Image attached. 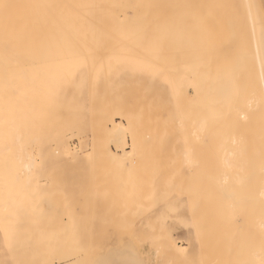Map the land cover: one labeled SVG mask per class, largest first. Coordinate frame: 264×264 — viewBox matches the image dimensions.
<instances>
[{
    "label": "rangeland",
    "instance_id": "rangeland-1",
    "mask_svg": "<svg viewBox=\"0 0 264 264\" xmlns=\"http://www.w3.org/2000/svg\"><path fill=\"white\" fill-rule=\"evenodd\" d=\"M196 1L194 0V3ZM246 1L205 0V2L203 1L205 4H202V6L204 5L202 11L192 12L190 16L192 27L190 33L191 35L193 34L192 37L188 33L189 42L192 43L190 59L188 62H183V66L179 67L175 75L184 82L182 89L171 87L165 80L168 67L177 64V60L167 63L158 62L154 65L155 69L151 68L150 63L125 60L111 63L109 69H101L96 75V81L92 88L77 91L74 95H70L69 100L67 98L65 100L60 93L53 100L48 101L46 108L47 118L45 120L37 118V121L34 119L33 121L36 122L31 123L24 129V132L27 133L26 137L29 139V144L34 145L33 148L32 146L30 148V154L34 152L33 156L38 162L35 161V168L31 175H28L33 183L25 187L27 189L32 184V188L29 187V192L25 191L24 186L20 189L16 188V193L18 196L20 193V196H16L14 208L8 207L11 211L5 212L6 217L4 213L0 215V219L6 220L5 222L9 223L12 228L11 233L4 240V247L0 253V264H66L67 262H69L67 264H74L75 262L76 264H103L107 260H102L105 257L100 258L104 252L106 255L108 253V260L114 257L123 258L132 254V257H129L134 260V264H138L140 259L139 264H142V258L145 264H208L210 261L214 264L219 257L218 254L222 256L226 250H220V244H225L226 247L227 242L224 241L227 239H223L224 236L221 239L218 235L220 230L216 228L221 224V227L225 225L226 221L220 220V222L224 223L219 224L217 222L218 224H214L218 220L213 217V223L210 215V221L207 219L208 205L206 203L204 181L207 179L208 174L211 173L208 168L209 166L213 167L214 159L216 160L217 156L218 161L229 157L227 156V153L230 152L228 144L231 143L232 147L234 145L232 138H235L234 134H232L235 132L233 126L235 127L236 125V129L239 131L243 127L241 125H244V128L248 130V127H250L248 123L252 124L251 121H246L248 116L251 115H248L251 110H249L250 107L246 103L252 100L254 97L252 93L255 94L258 90L254 86L259 82V72L261 78V69L260 67L258 68L260 65H257L256 61L254 62L255 58L253 57L254 55L257 57V54L253 55L255 47L251 54L252 41L254 40L252 37H256V43L259 44L260 48V56L264 60V2L261 0L263 6L261 7L259 0H248L249 8H247ZM200 3L198 4L199 6ZM200 7L198 8L200 9ZM249 9L250 18H255L253 26L249 18ZM252 30L254 31V36L251 33ZM230 34L231 37H229ZM224 44L230 45V47L228 48L227 45L225 47ZM234 45L237 47L236 49ZM211 46L212 49L210 50ZM217 46L222 47V52ZM226 48L228 49L225 50ZM231 50H233V53L237 52L238 54H235L236 56L232 55V52L229 53ZM203 51L204 54L209 52V55L205 56ZM223 51L230 55L225 57L226 54ZM219 52L223 53L224 58L220 54L221 57L219 59L221 60L222 58V60L217 63L218 56L215 59L211 54L217 55ZM243 53L244 56H242ZM203 55L205 58H203ZM211 58H213L212 62H216L215 65V62L211 65L220 68L216 77L211 72L212 66L206 63L207 61L211 63ZM231 58L235 60L233 69L230 66L232 63L228 61ZM247 58L249 59L247 60ZM249 60L253 62L251 63ZM199 61H203V63L200 62L199 64ZM194 63L195 65H193ZM257 63H259L258 59ZM238 64L239 66H237ZM206 65L208 66L207 68ZM262 65L264 66L263 61ZM195 69L197 72L196 77L193 71ZM262 72L264 74L263 67ZM219 73H222L227 79L230 78L228 82ZM213 74L214 78L211 77ZM247 78L248 80H245ZM237 82L240 83L237 84ZM212 85H217L218 87V89L214 90L216 92L213 97L207 93L209 92L208 88ZM195 86H197V89ZM253 89L254 91L251 92ZM187 93L191 95L189 96ZM192 93L194 94L193 96ZM246 95H248V98ZM202 102L203 104L200 105ZM235 103L239 106L236 105L235 107ZM243 104L246 105L244 106ZM251 105L253 106V103ZM233 107L235 108L233 109ZM240 107L241 109L238 110ZM245 108H248V111ZM209 109L210 111H208ZM244 110L246 111L244 112ZM238 111L240 112L238 113ZM251 112H254V115H259V112L255 113V110ZM38 114L39 117L43 115L41 109L38 110ZM244 114L247 115V118ZM232 115H237L236 118L238 117L239 121L245 117V121H243L244 119L242 120L243 122L240 121L242 122L240 128L237 124L238 120L236 122V119H234L235 125L232 123L234 121L230 117ZM239 115L241 117L244 115V117L240 118ZM224 116H226L224 121L226 120L229 125L225 124L226 121L224 122L223 118L220 119ZM218 117L220 119H218L219 122L221 120L224 122V124L220 122L221 124L219 125L221 126L218 125L220 128L225 127L224 130L221 128V131L229 133V131L234 130L229 133L233 136H230L231 138L228 140L229 143L227 145L229 148L224 144L228 141L224 143L222 141L225 134L223 135L220 132L222 139L220 138V133H217V136L214 134V131H220L216 125ZM228 117L232 119V121L230 119V122L233 126L228 122ZM251 117V120L255 118L252 115ZM112 119L120 121L125 128V138L123 137L122 143L124 145L126 141L124 146L127 149L132 147L129 159H124V157L117 158L112 153V151L116 150L114 145H112V139L116 138L113 136ZM212 121L217 123L213 124ZM255 121L253 122L254 124ZM244 123L248 127H245ZM212 124L214 127L211 126ZM253 126L248 132L253 130ZM228 127H231V130ZM248 132L243 133H251ZM239 135L241 136V134ZM243 135L242 138L239 137L242 145H244L243 141H247L249 137L245 138L244 136L246 135ZM197 136H202L200 137L201 140L204 137V143L199 145L200 142L198 143L197 139L200 138ZM214 136L216 139H214ZM36 137L39 139H36ZM212 138L215 141H219L220 138L221 141L219 142H222L224 146L220 149L218 146L220 143L216 142L214 144L215 141ZM235 139L238 142V136ZM205 140L207 143L210 141L209 144L212 142L214 148L212 144L209 147H207L209 145L207 143V146L203 145ZM240 140L237 145L235 144L231 148V151L232 149L235 150L238 144L240 145ZM63 144H68L71 147L70 152H62L61 149L59 152L57 151L59 145ZM246 144L248 150H246L247 148L245 149ZM246 144L243 148L248 152L247 157H251L250 159L252 160V156H249V151L252 150V147H248L251 143ZM206 147L209 149L207 150L209 154L205 153L206 150L205 152L203 150ZM225 147L227 150L224 149ZM190 148L193 149L194 153L197 152L194 154L196 157L192 155L193 153L190 154L188 152ZM199 148L200 151L197 150ZM249 148L251 149L249 150ZM238 149L240 151L241 147H238ZM215 151V154H219L217 156L214 154L216 158L211 156ZM236 152L237 154L239 153L238 151ZM250 153L252 154L251 151ZM203 154H206V156ZM237 154L234 155L236 157L233 158L234 160L241 159L239 162L241 161L242 163V160L245 161L247 159L245 155H243L244 158L242 159ZM244 154L247 153L244 151ZM208 156L213 157V159L210 157L209 159ZM233 159L232 162H234ZM236 160L233 163L236 167L233 168V164L231 165L232 167L230 166L233 169L238 168L239 163L238 161L236 163ZM194 162L199 164H194ZM218 163L216 162V165L215 163L214 165L219 170L220 168L217 165L220 166L221 163ZM241 163L240 166H244ZM222 165L223 163L221 164L222 171H228V166H226L227 169L224 167L225 170ZM251 165L252 163L250 162L248 167L246 165V169H249ZM242 166L240 167L241 169ZM251 167L248 172L251 171ZM241 169H237V171ZM211 170H215L214 167ZM216 172L217 170L213 173ZM240 172L242 174L243 169ZM244 172L245 175L247 173L245 168ZM246 185L248 186V184ZM35 197L37 202H35ZM51 198L54 200H50ZM198 202L199 205L201 204V208L197 205ZM49 206H52V209ZM232 220H228L229 223L228 225L226 223L225 226L228 227L232 223L234 225L231 226H235L236 221L232 222ZM65 222L69 228L66 225L64 226ZM208 222L213 223L212 231L219 237V240L221 239L220 244H218V239L215 240H218L217 244L214 242V237L210 239L214 242L213 245H217L215 248L210 243V240L209 242L205 240L207 239L206 235L211 230L204 231L207 234L200 232L201 223L206 225ZM227 227L223 226L222 230ZM235 227L231 228L234 229ZM231 228H229L230 231ZM227 230V233L230 232ZM234 230L236 232L238 228L236 227ZM126 231L127 233L125 234ZM213 232L209 235L212 236L213 234L215 236ZM226 232L223 231L224 235L227 234ZM237 232L239 233V231ZM238 233L234 234L237 236ZM229 234L231 236L229 239H232L233 234ZM227 236L224 238H227ZM202 238H204L206 243L203 242ZM238 238H236V244L234 243L235 240L233 241L235 246L240 245ZM131 241L132 243H130ZM1 242L2 239L0 238V244ZM120 242L123 245H120ZM234 244H231V246ZM129 245H132V247ZM203 247L205 248L204 251ZM208 247L212 251L214 249L216 251V248H218L217 250L223 251V253H217L218 251H216V255L213 254V257H210L209 252L211 249ZM232 247H229V249ZM114 248H119V250L123 248V250L117 252L118 250L115 249L111 255V249L113 250ZM125 248L134 249L131 252L128 249L125 250ZM234 248H236L235 251L234 249L232 250L238 256L240 249H238V246ZM106 249L110 252H106ZM212 251L211 253H213ZM134 253L139 257H136ZM229 254L231 253H228L227 257ZM234 254L230 255L233 258L230 257V260L228 258L229 262L228 260L226 261L228 263L222 259H219L221 262L218 259L216 261H219L220 264H233L231 260L235 261L238 258L233 256ZM86 255L87 257H85ZM70 256L74 258H70ZM214 256L217 257L214 258ZM240 256L236 261H240ZM208 257L212 259L208 260ZM58 258H61L62 262L58 260L57 263L56 260ZM95 258L98 259L96 260ZM220 258H225L226 260L225 255ZM94 260L95 263H93ZM236 263L234 262V264Z\"/></svg>",
    "mask_w": 264,
    "mask_h": 264
},
{
    "label": "bare ground",
    "instance_id": "bare-ground-1",
    "mask_svg": "<svg viewBox=\"0 0 264 264\" xmlns=\"http://www.w3.org/2000/svg\"><path fill=\"white\" fill-rule=\"evenodd\" d=\"M198 1H196L197 3L196 2L194 3V0H0V215H3V213L5 215V212L10 210V208L8 207L15 206V202L17 199L16 196H18V194L16 193V190H17L16 188L20 189L22 188V186H24V189H25L26 185L33 183L30 180L31 177L29 178L28 175H31V172L35 168L36 160L33 156L34 152L30 154L31 152L30 148L32 144H29V139L26 137L27 133L24 132V129L25 127L27 128L28 125H31V123L36 122L37 118L39 120H45L47 118L46 116L47 115L46 108L48 106L47 103L49 100H53L56 95L61 93L66 100V98L68 99L70 95H74L77 91L81 89L92 88L96 81V75L99 73L101 69H109L111 67L110 65L111 63L125 61V60L132 61V62H140V63H150L151 68L153 69H155L154 65L158 62L167 63L169 61L171 62L172 60L173 61L177 60L178 61L177 64H173L168 67L165 80H166V83L169 84L171 87H174L176 89L183 88L184 82L182 81L181 78H178L175 75L179 67L183 66V62H188L190 59V48L192 46V43L189 42V36L192 37L193 35V34L191 35L190 33V31L192 30L190 16L192 15V12L195 13L194 11H198V10L199 12L202 11V7H204V5L202 6V4H205L204 3L205 0H202V1L200 0L199 3L202 2L200 3V6H201L200 7L198 5L199 4ZM259 1L261 2V0ZM262 2H264V0H262ZM262 2L260 3L261 7L264 6V5L262 6ZM246 4H247V8H249L248 2ZM196 7H197V10H196ZM198 7H200L201 10ZM248 13H249V18H250V9ZM250 19L249 20L252 23L251 25L253 26L255 18L251 17ZM253 32L254 31L252 30L251 33ZM188 33H189V36H188ZM252 35L254 36V33ZM233 36H235V34H233ZM229 37H231V34ZM253 38L254 40L252 41L253 44L251 48V54H252V50L255 47L256 53L254 52L253 55L257 54V57H255L254 55L253 57L255 59L254 58L253 59H254V62L256 61L257 65H260L258 66V68L260 67L261 69V78H260V72H259L258 81L262 83L260 84L258 82L256 86H254V87H257L258 90L255 92V94L252 93V95L254 96L253 98L250 94V97L252 98V100L249 99L251 101L248 100L249 102L246 104H248L247 106L251 108V109L249 108V110L251 111L255 110V113L259 112L258 113L259 115L257 114L254 115V112H251V111L248 112L249 113L248 115L251 114L253 117L255 118L257 117L256 119L253 118L254 121L256 120L255 124L253 123L254 121L251 120L252 119L251 115L248 116L249 120L248 119L246 120L248 122L251 121L254 126L251 123H248V125L250 124L249 125L250 127H248V125L244 123L246 125L245 127H248V130H250V128L252 129V126H253V130L249 132L248 130L244 128V125H241L242 122L245 121V117L247 115L244 114L245 117L244 115L242 117L241 115H239L240 118L244 117L243 118L244 120L242 119L243 121L240 120L242 122L238 120V117L236 118L237 115H234L235 117L233 115L230 116L233 120L236 119V122L238 121L240 122V123L238 122L237 124L239 128L243 126L241 127V129H243L244 131L243 130L240 131L241 129L237 131L236 125H235L236 123H234L235 120L232 121L230 117H228L229 119L227 118L228 122H230V119H231L235 127L232 125L231 122H230L231 123L230 125L233 126L236 133L238 132V134H236L235 132L232 133L234 130H231V127H228L231 130L229 131V133L231 132L232 134H234L233 136L235 138H237L238 136V142L236 141L235 138H232L234 140V141L232 140L234 144L232 145V147L230 145L231 143L228 144L229 143L228 140H230V138L233 137L231 136L232 134L221 131V128L222 130H224L225 127L224 128L219 127L221 126L219 125L221 124L220 122L224 124V122L226 121V120L224 121V118H226V116L220 118V119L223 118L224 122L222 120L219 122L218 121L219 117L217 118L218 123L217 122H214V123H217L216 124L217 126L219 125L217 128H219L220 131H217V132L214 131L215 133L214 132L213 133L216 136H217V133H220V132L223 135L225 134V136L223 137L224 140L222 141L223 143L225 141H228V142H225L224 144L226 145L228 144L230 146V152L227 153L228 154L227 156L229 157L226 156L227 157L225 158L226 161L221 159L220 160L221 162H220L218 161V156H217L219 154L218 153L215 154L216 153L215 151L213 155L211 156L215 158L217 156V159L216 160L214 159L213 167L215 170H217V172L219 171V173L217 172L213 173L215 172V170L212 171L211 168L213 167L209 166L210 169L208 168V170H210L211 173L208 174L207 179L204 181L205 186H206L205 188L206 198H207L206 203L208 205L207 219L210 221V218H209V215H210L212 217L211 220L213 219V217L214 219L216 218V220H218V221L215 220L216 221L215 223L212 220L214 224H216L217 222L221 224L226 221L225 225L226 223L228 225L229 221L233 219L232 222L234 220L236 221L237 226L236 225L235 226L238 228V230H236L235 232L234 229L236 227L231 226V225H234L232 222H231L232 223L231 225L229 224L230 227L223 225L224 227H227L228 230L227 228L226 229L224 228V230H222L223 229V226L221 227L222 224L220 226H217L218 228L216 229L220 230V232L218 231V235L220 238L222 236L226 237L229 233L233 234V235L231 234L232 239H229V237L231 238V236H229L230 234L227 236V238L223 237V239H227L226 241H224V242H227V246L230 244L227 248V246L225 247L223 240L222 242L224 245L220 244L221 243L220 240L222 238L219 240V237L212 231L213 223L208 222L206 223V225L204 223H201L200 225L201 231L199 229L201 233H203L204 231L208 229L209 231L211 230L210 233L213 232L215 236L213 234L211 236L209 235L210 234L209 233L208 234L209 236L206 235L207 239L205 240H208L207 242H209V240L212 239V237H214L215 244H217L219 240L218 244H220V247L222 248V249L219 248L220 250L230 251V252L227 251V253H225L226 252L225 251L223 253V251H218L217 250L218 248H216V251H218L217 253L222 252L226 257V260H225V258H220V257H224L223 254L222 256H220L221 254L220 255L218 254L219 256L217 258L218 260L222 259L226 262L228 258L229 260L233 258L231 256L232 254H234V251L236 249L234 247L238 246V249H240L241 254L239 253L238 256L234 254L233 256L235 257L237 256L239 258V256L241 255L240 261H236V259L238 260V258H236L235 261H233L232 259L231 262H233V264L234 262L235 263L238 262L236 264H264V74L262 72V67L264 70L262 61L264 62V60L260 56V48H259V44L256 43V40H255L256 37L254 36L252 37V39ZM204 44L205 43L203 41V45ZM226 45L227 44H224L225 47ZM218 47L219 46H217V48ZM229 47L230 45L228 46V48ZM219 48L221 49L222 47L220 46ZM228 48H226L225 50H227ZM236 48L237 47L235 46V49ZM209 49L211 50L212 46ZM232 51L233 50L229 51V53ZM221 52H222V49H221ZM203 54H204V51H203ZM207 54H204V55L207 56ZM220 54H222V57H223V53H220V52L219 54L217 53V55L211 54L212 56H214V58L215 57L217 58L218 56L217 63L218 61L222 60V58L221 60L219 59L221 57ZM224 54L226 53L224 52ZM235 54L237 55L238 53L234 52L232 55H235ZM204 55H203V58H205ZM229 55L230 54H226L225 57L226 56L228 57ZM242 56H244V53ZM212 59L213 58H211V63L208 61L206 62L209 66L215 62V61L212 62ZM231 59H228V61L229 63L230 62L232 63V65L230 64V66H232V69H233V64L235 65L234 63L235 60L232 59L231 61ZM248 59L249 58H247V60ZM257 59L259 63H257ZM200 62L201 61H199V64ZM201 63H203V61ZM215 64L216 62L214 63V65ZM193 65H195V63ZM214 65L213 66L211 65L212 66L211 72H213L216 77L217 71L220 70V68L214 67ZM237 66H239V64ZM207 67L208 66L206 65V68ZM238 70H239V67H238ZM193 71H194V76L196 77L197 76L196 69ZM199 71L201 70L199 69ZM214 74L211 76L212 78H214ZM219 74L223 75L222 73H219ZM223 79L226 80L227 79L226 76L224 77L223 75ZM229 79L230 78H228L226 81L228 82ZM245 80H248V78ZM238 83L240 82H237V84ZM195 87L197 89V86ZM215 89H218L217 85L210 86V88H208L209 92H207L208 95H211V97H213L216 92L214 91ZM242 91H243V87H242ZM253 91L254 89L251 92ZM187 95H189V93H187ZM193 95L194 94L192 93V96ZM246 97L248 98V95H246ZM244 101L247 102L246 100ZM236 103L234 105L235 107L237 105ZM252 103H253V106L251 105ZM201 104H203V102L200 103V105ZM235 107H233V109ZM241 107L238 110H240ZM40 109L42 110L43 115L39 117L38 110ZM246 110L248 111V108ZM246 110H244V112ZM208 111H210V109ZM239 112L240 111H238V113ZM231 114H232V111H231ZM34 119L36 121H33ZM111 122L113 124L112 127L114 131L113 136L116 137L114 138V140L112 139V141L116 144L115 145L112 142V145H114V147L116 148V150L112 151V153L117 158L124 157V159H129L130 153L132 152L130 151L132 150V147H130L131 149L129 148L127 149L124 146L126 144V141L124 145L122 143V140H124L125 138L124 137L125 128L120 121L112 119ZM226 123L227 121L225 122V124ZM213 124L211 125L212 127H214ZM209 132L211 131L209 130ZM243 132H248V133L251 132V133L245 134ZM222 134L220 135V138L222 137ZM226 134H227V137H226ZM239 134H241V136ZM243 134L246 136H244ZM242 135L245 138L249 136L248 140L247 139L246 140L247 141L250 140L251 142L243 141V144L245 145L246 143H249V144L251 143L250 145H248V147L249 146L252 147V150H250L251 148H249V150L252 152L251 154L249 151V156H252V160L250 159L251 157H247L248 155V152L246 151L248 150L247 144H246V147L241 144V140L239 139V137L242 138ZM197 137L200 138L202 136H197ZM220 138H219V141H221L222 139ZM36 139H39V138L36 137ZM203 139L202 140L201 138L197 139V142L198 143L200 142L199 145H201V143H204ZM214 139H216L215 136H214ZM239 140H240L241 146L238 144V146H236L237 148L234 147L235 150L232 149L231 151V148H233L235 144L237 145V143H239ZM219 141L218 140L215 141L214 144ZM209 142L210 141H208L207 143V141L205 140V144L203 145H206V143L208 145ZM219 143L220 144L218 146L221 149V147L224 146V144L222 142H219ZM211 144L212 142L208 146L207 145L206 146L209 147L211 146ZM214 144H212V147ZM228 145L227 147L229 148ZM197 147H200V146H197ZM207 147L204 148L203 150L204 152L206 150L205 153L209 154V152L207 151L209 149ZM238 147L239 148L241 147L243 153L241 152V149L239 151ZM243 147L247 149L245 150ZM70 148L71 147L68 144H63V145H59L57 151L59 152L61 149L62 152H67V151L70 152ZM191 148H190V151L188 152L190 154L193 153L192 155L196 157V155L194 154L197 152L194 153L192 151L193 149ZM200 148L197 150L200 151ZM224 149L227 150L226 147ZM224 149H223V152L225 153ZM233 150L235 152L238 151L239 153L237 154L236 152V154L239 155L242 159L244 158L243 155H245L247 159L249 158V160H251L250 162L252 163L251 165L252 167L249 166V169L251 167L250 172H248L249 170L248 168L246 169V165L248 167V164L250 163L249 160L247 159L245 161L249 163H246L244 160H242V163H241V161L239 162V160L241 159H238V160L235 159L236 163L237 161L239 163L237 169H241L240 167L242 165L240 166V163L244 164V166H242L243 175L240 172L242 169L240 171L239 170L237 171L236 168H235L236 170L233 169L234 167H236V165L233 164L235 162L233 158H236L234 157V155L236 154ZM244 151L247 154H244ZM38 153L40 154V152ZM224 153L222 154L225 156ZM204 156H206V154ZM211 156H208V158L209 157L211 158ZM213 157L211 159H213ZM232 159L234 162H232ZM216 162L217 163L220 162L221 164L223 163L222 165L223 168L225 167L227 169L226 166H228V171H222L223 169H221L220 163H218L220 164V166L217 165V167H219L220 169L219 170L216 169L215 167ZM195 163H198V162H194V164ZM231 165L233 166V168H231L232 167ZM244 168L247 171L245 175H244L245 173ZM27 182L28 184H26ZM244 184L245 185L248 184V186L247 185L245 186ZM31 185L29 187H31ZM29 187H27L25 191L26 190L28 191V189H30ZM19 196H20V193H19ZM35 199L33 198V200L37 202L36 197ZM52 199L53 198H51L50 200ZM39 204L41 205V203ZM54 205H55V202H54ZM197 205H199V202ZM204 206H205V203H204ZM199 207L201 208V204L199 205ZM50 208L52 209V206ZM202 208L204 209L203 206ZM220 220H223V221L225 220V221L220 222ZM0 221L2 222L0 224V238L2 239V242L0 244V253H1L2 248L4 247V240L7 237V235L11 233L12 228L9 223L5 222L6 220L4 221L0 219ZM65 225L66 227H68L66 222L64 226ZM219 227H221V229H219ZM231 227L232 228L235 227V228L232 229ZM68 228L67 230H69ZM229 228H231V231L233 232H231ZM226 230L230 232L227 233ZM223 231L227 233L225 234L226 236L224 235ZM237 231H239V233ZM126 233L127 231L125 232V234ZM234 233L236 234L238 233L239 236L238 235L236 236V234ZM204 234H207V233L204 232ZM237 237H239L238 241H240V245L235 246L236 244L235 242H237L236 241ZM216 239L218 240L215 241ZM202 240L203 242H205L204 238H202ZM210 241H211L210 243H212L213 245L214 242L212 240ZM233 241L235 244L233 243ZM130 243H132V241ZM215 244L213 245L214 248L215 246L217 247V245ZM231 244H234L232 245L233 247L231 246ZM120 245H123V244L121 243ZM130 247H132V245ZM229 247H232L230 248L231 250L229 249ZM107 249H106V252H110L109 251L110 249L109 250ZM115 249L116 248H114L113 250L111 249L110 254L111 253L113 254ZM127 249L131 251L134 248H131V249L125 248V250ZM204 249L205 248L203 247V251ZM232 249H234V251ZM68 250L70 251V249ZM116 250H118L117 252H120L121 250H123V248L121 250H119V248ZM211 251L209 252L208 250L210 257H213V254L216 255L215 249H214L215 253L214 251H212L213 253H211ZM228 253H231V254H229V256L227 257ZM104 254L103 256L101 255L102 257H100L101 259L105 257L102 260L107 259L106 262H104L103 264H134V260L129 257L132 254L126 257L122 256L123 258L114 257L109 260L107 257L108 253L107 255L105 254V256ZM134 254L136 255V253ZM87 255L85 257H87ZM115 256H116V253H115ZM71 257L73 256H70V258ZM136 257H139V256L136 255ZM216 257L214 256V258ZM137 259H136V262H137ZM207 259L210 260L212 258L208 257ZM58 260L59 262H62L61 258H58L56 262ZM140 260L138 264L140 263ZM216 260L214 264L216 263L220 264L221 260H219L220 262ZM141 262L142 264H145L143 261V258ZM93 263H95V260ZM209 263L213 264V262L211 263V261L208 262V264ZM74 264H76V262ZM99 264H102V263H99Z\"/></svg>",
    "mask_w": 264,
    "mask_h": 264
}]
</instances>
